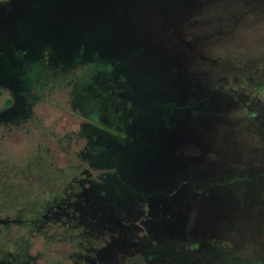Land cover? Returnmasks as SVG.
<instances>
[{
    "label": "rangeland",
    "instance_id": "374dc122",
    "mask_svg": "<svg viewBox=\"0 0 264 264\" xmlns=\"http://www.w3.org/2000/svg\"><path fill=\"white\" fill-rule=\"evenodd\" d=\"M12 49L59 77L17 96ZM76 50L139 86L73 110ZM0 51V264H264V0H0Z\"/></svg>",
    "mask_w": 264,
    "mask_h": 264
},
{
    "label": "trees",
    "instance_id": "16d2710c",
    "mask_svg": "<svg viewBox=\"0 0 264 264\" xmlns=\"http://www.w3.org/2000/svg\"><path fill=\"white\" fill-rule=\"evenodd\" d=\"M93 48V51H95V48ZM38 50H36V52H42L44 49H49V47L45 46V45H40L39 47H37ZM82 50H84V48H81ZM53 51V50H52ZM36 52L34 53V55L32 57H29L28 60L25 59V63H27V65H25L22 68V72L21 74H19L18 78L21 81L20 87V92L22 93V89L24 88H30L29 85H31L32 87V82H38L39 80H44L46 77H59L56 74L58 73V71L56 70H50V66L48 65L49 63L53 62V59H49L47 64H43L42 60L39 59V57L36 56ZM69 57H63L64 59L67 58V60H65V62L69 65H75L77 63H79L78 60H82L83 58L87 59V63H85L83 66H81V69L83 71V73H81L80 77H75L74 80H72L70 86L71 89L69 91V96H70V102H72V108L73 110H80L82 112V114L84 116H90L92 115V117H96L95 115H93V112H95L94 110L96 109L97 103L93 101H90L88 99V97H86L87 93H89V91L93 89L94 87V82H93V77L94 74H96L97 72H106V70H112V72H114L115 75H118V77L120 75L123 76V80L122 81H126V79H129V83L128 85H130V87L128 85H126L130 90L132 91V84L134 83L135 86H139L138 80L136 79V76H130L128 75L124 69H122V65L118 62V63H107L109 61L107 60H102L100 62H93L91 59L92 56L89 54L87 57H79L80 56V51L76 50L74 52H70ZM58 59V58H57ZM56 59V60H57ZM51 65V64H50ZM66 69H69L70 66H66ZM67 76H69V73H64ZM102 75V74H101ZM122 78V77H121ZM120 80V79H118ZM27 81V85H25L24 83ZM122 81H119V83H117L118 85H114V87L112 88V90H105L104 86H101L102 89H100L101 91V99L100 102H106L109 101L110 98L115 97V100L120 99L117 97L116 93H120L122 91V89L125 88V85ZM41 84H36V88H39ZM91 86H93L91 88ZM22 90V91H21ZM1 94V91H0ZM20 95V93H19ZM86 98V100L84 101V107L87 108V112L85 114L86 111H82L80 109V104L78 102V100H81V97ZM75 97V98H74ZM104 99V100H103ZM82 101V100H81ZM82 102V104L84 103ZM81 104V107H82ZM116 104H119L118 102H116ZM120 110L123 111L124 109L122 107H120ZM125 111V110H124ZM123 111V112H124ZM130 111H131V115H133L132 112V108L130 105ZM89 113V114H88ZM126 112H124L123 116L125 117ZM91 118V117H90ZM108 133H111L110 131H106ZM88 135H92L90 131H87ZM115 135H117V133L115 132ZM120 136V135H119ZM124 139L123 136H120ZM114 140H116V138H111V134H109V136H107L105 139H103L102 137L97 138L96 136H90L88 137L87 143L85 145V150L82 153L81 158L83 157L84 160H87V162L89 163V165L91 166H95V167H99L100 165H109L112 164L111 162L116 160V155L118 154V149L114 148ZM117 141V140H116ZM126 140H124L125 142ZM127 143V142H126ZM123 145V144H121ZM114 163V162H113ZM20 202V201H19ZM39 204V198L38 197H34V204H32L31 209L32 210H37V205Z\"/></svg>",
    "mask_w": 264,
    "mask_h": 264
},
{
    "label": "flooded vegetation",
    "instance_id": "af4514ba",
    "mask_svg": "<svg viewBox=\"0 0 264 264\" xmlns=\"http://www.w3.org/2000/svg\"><path fill=\"white\" fill-rule=\"evenodd\" d=\"M11 48V47H10ZM4 55H6L8 52H7V48H4ZM12 52H13V54H16L17 56H18V68H17V70L18 71H16L15 73H13V71H12V74H11V77H7V78H9L10 80H12V82L14 83V86H16V95L18 96L19 95V93L17 94V91H19L20 89H19V86H20V84H21V81L19 80V78H18V76H19V74H21V72H22V68L25 66V65H27V63H25V59H27L28 60V54H22V53H20V51H19V53H17V51L15 50V49H12ZM0 55L1 56H3L4 57V55H3V53L0 51ZM7 68L8 69H10V68H12L11 67V65H7ZM11 72V71H10ZM20 92V91H19Z\"/></svg>",
    "mask_w": 264,
    "mask_h": 264
}]
</instances>
